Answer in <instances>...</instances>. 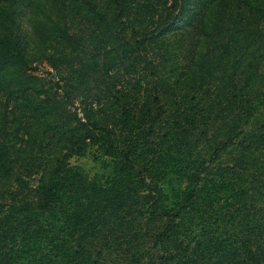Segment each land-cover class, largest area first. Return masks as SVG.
Wrapping results in <instances>:
<instances>
[{"label": "trees", "instance_id": "trees-1", "mask_svg": "<svg viewBox=\"0 0 264 264\" xmlns=\"http://www.w3.org/2000/svg\"><path fill=\"white\" fill-rule=\"evenodd\" d=\"M1 94L0 264H264V0H0Z\"/></svg>", "mask_w": 264, "mask_h": 264}, {"label": "rangeland", "instance_id": "rangeland-1", "mask_svg": "<svg viewBox=\"0 0 264 264\" xmlns=\"http://www.w3.org/2000/svg\"><path fill=\"white\" fill-rule=\"evenodd\" d=\"M34 73L41 78L42 84H47L53 78V73L44 64L37 65L35 67ZM39 82V83H40ZM2 95V94H1ZM8 114L9 104L4 101V96L0 97V122L2 116ZM10 114H8V120L10 119ZM52 137V134H50ZM40 145L33 147V155L42 159L47 156L52 151V145L49 140L45 137L40 138ZM69 163L81 166L89 175H96L98 177H107L108 173L111 171L112 162L110 159L105 157L97 156L91 150H86L84 154L79 156H73L69 159ZM183 183V182H182ZM6 185L0 181V201L7 198L6 196Z\"/></svg>", "mask_w": 264, "mask_h": 264}]
</instances>
